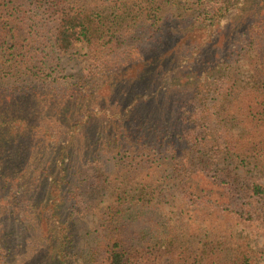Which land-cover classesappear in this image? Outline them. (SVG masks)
I'll return each mask as SVG.
<instances>
[{
    "label": "trees",
    "instance_id": "16d2710c",
    "mask_svg": "<svg viewBox=\"0 0 264 264\" xmlns=\"http://www.w3.org/2000/svg\"><path fill=\"white\" fill-rule=\"evenodd\" d=\"M262 180L264 0H0V264H259Z\"/></svg>",
    "mask_w": 264,
    "mask_h": 264
},
{
    "label": "rangeland",
    "instance_id": "374dc122",
    "mask_svg": "<svg viewBox=\"0 0 264 264\" xmlns=\"http://www.w3.org/2000/svg\"><path fill=\"white\" fill-rule=\"evenodd\" d=\"M90 61H91L90 55L88 53L86 46L82 44L77 45L71 52L64 54L61 57L60 62L62 66V75L68 77L71 82H74L75 80H77V78L81 77L84 74V68L87 67ZM246 68L247 66L244 65L239 66L240 77L242 76L243 71ZM263 181L264 180H262V182ZM104 202L105 203L108 202V198L106 194L104 195ZM188 214H189L188 210H185V213L181 214L182 218L185 221L188 219L187 218ZM168 217L170 218L172 223L178 220V215H176L175 213H168ZM96 219L97 218L94 216L86 217L83 220V224H82L83 227L79 233H84L85 231L93 228L96 225ZM240 230L242 231L243 235L253 234L248 229L240 228ZM253 240L254 243L257 245V251H258L257 256L259 258V264H264V237L262 235H257V236L253 235Z\"/></svg>",
    "mask_w": 264,
    "mask_h": 264
}]
</instances>
